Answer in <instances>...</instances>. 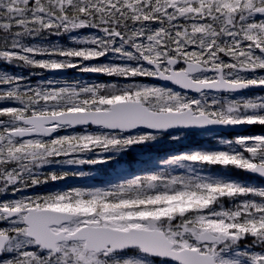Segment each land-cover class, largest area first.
Here are the masks:
<instances>
[{"label": "snow or ice", "instance_id": "6c2138e0", "mask_svg": "<svg viewBox=\"0 0 264 264\" xmlns=\"http://www.w3.org/2000/svg\"><path fill=\"white\" fill-rule=\"evenodd\" d=\"M257 91L264 0H0V264H264Z\"/></svg>", "mask_w": 264, "mask_h": 264}, {"label": "trees", "instance_id": "16d2710c", "mask_svg": "<svg viewBox=\"0 0 264 264\" xmlns=\"http://www.w3.org/2000/svg\"><path fill=\"white\" fill-rule=\"evenodd\" d=\"M56 38H53V40ZM65 41H61V43H64ZM6 67V66H5ZM12 71H19L18 69H10ZM27 70H25V75H27ZM50 73H46V76H49ZM84 74V73H83ZM60 77H62V79H67V80H83L84 77H88V76H83L81 73L77 72L76 70L73 69H69L66 72H64L62 75H59ZM33 81H37L40 79V77L34 76ZM103 82H107L110 78L102 76L100 78ZM255 129V132H250L249 134H257L256 131H259L260 133H264V128H261L260 126H252V129ZM225 137L231 138L236 136L235 133H227V134H222ZM198 135L196 136H190L188 137L185 141L182 142V144H171L168 142H164L161 145L157 146L156 148L151 150V154H155L157 159L161 158L164 156L165 153L168 152H172V151H178V150H184L187 147H194V146H198V145H203L205 147L211 146L213 141L211 139L210 136H201L199 138H197ZM145 156H140L137 153H132L129 156L124 157V159L122 160V164L130 169V170H134V169H138L141 167H151L146 166V165H142L141 161L143 160ZM84 170L86 171H91L93 170L96 174H91V176L89 178H86L85 182L88 183H93V182H99V181H103L105 179H107L110 175L109 171L107 169L104 168H92V169H88L85 168ZM233 176L242 179V180H247L253 183H257L258 182V178L254 177V176H250L248 174L242 173V172H238V171H234L232 173ZM64 183V182H61ZM68 184L71 183H75V181L73 180H69L67 181ZM30 194V193H29Z\"/></svg>", "mask_w": 264, "mask_h": 264}, {"label": "rangeland", "instance_id": "374dc122", "mask_svg": "<svg viewBox=\"0 0 264 264\" xmlns=\"http://www.w3.org/2000/svg\"><path fill=\"white\" fill-rule=\"evenodd\" d=\"M55 40V39H54ZM44 75L46 76V73H44ZM54 74H52V73H50L49 74V76L48 77H52ZM83 76H88V77H84V79L83 80H86V81H102L100 78L102 77V76H97L96 74H92V73H84V74H82ZM37 77H40V76H37ZM55 78H57V79H62V77H60L59 75H56L55 76ZM35 82V81H34ZM103 82V81H102ZM205 136H207V135H205ZM199 137H201V135H198L197 136V138H199ZM185 141V140H184ZM186 142H187V140H186ZM155 160H157V157H156V155L155 154H151V156L149 157V156H145L144 158H143V160L142 161H144V163H142V165H146V166H152V163H154L155 162ZM91 174L93 175V174H96L93 170H91ZM244 181H247V180H244ZM247 182H250V181H247ZM251 183H253V182H251ZM51 186H49V188H50Z\"/></svg>", "mask_w": 264, "mask_h": 264}, {"label": "flooded vegetation", "instance_id": "af4514ba", "mask_svg": "<svg viewBox=\"0 0 264 264\" xmlns=\"http://www.w3.org/2000/svg\"><path fill=\"white\" fill-rule=\"evenodd\" d=\"M249 94H252V93H249ZM256 94H264V93H260L259 91H257ZM253 131L255 132L254 127H253V129H252V126H248V129H247V130L241 132L240 134H237V133H235V134H236V135H249V133H250V132H253ZM256 133H260V132H259V131H256ZM221 134H222V133H221ZM229 134H231V133H229Z\"/></svg>", "mask_w": 264, "mask_h": 264}, {"label": "water", "instance_id": "95a60500", "mask_svg": "<svg viewBox=\"0 0 264 264\" xmlns=\"http://www.w3.org/2000/svg\"><path fill=\"white\" fill-rule=\"evenodd\" d=\"M248 128V126H244L242 128H237V129H224L221 130L222 133H228V132H235L240 134L241 132L245 131Z\"/></svg>", "mask_w": 264, "mask_h": 264}]
</instances>
